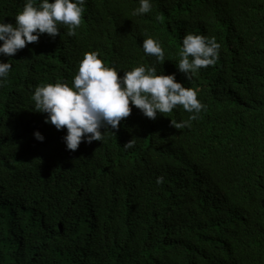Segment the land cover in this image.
<instances>
[{"label":"trees","instance_id":"16d2710c","mask_svg":"<svg viewBox=\"0 0 264 264\" xmlns=\"http://www.w3.org/2000/svg\"><path fill=\"white\" fill-rule=\"evenodd\" d=\"M24 3L0 0V19L14 23ZM124 4L139 0H86L76 35L60 26L0 55L12 65L0 85V264H264V0H151L171 8L139 32L117 30ZM191 31L220 50L190 80L177 68L205 105L190 126L171 124L188 119L182 106L155 119L133 106L103 142L70 151L66 129L35 111L37 86L71 85L86 52L107 65L115 36L136 67L152 64L144 39Z\"/></svg>","mask_w":264,"mask_h":264},{"label":"clouds","instance_id":"9594fccd","mask_svg":"<svg viewBox=\"0 0 264 264\" xmlns=\"http://www.w3.org/2000/svg\"><path fill=\"white\" fill-rule=\"evenodd\" d=\"M85 2L25 0L14 23L0 19V55L13 56L27 43L36 42L41 34L55 37L60 26H66L68 36L76 35ZM170 8L157 10L151 0H139V5L135 6L124 4L118 15L117 30L144 31L154 27L156 22L161 27L160 12ZM112 48L115 51L110 53L107 65L97 51L86 52L71 85L58 81L37 86L33 91L31 99L35 111L47 113L45 122L56 129H66L62 139L70 151H75L81 141L103 142L105 130L102 132L101 128H118L120 121L130 115L133 106L150 119L182 106L190 115L187 120H171L176 129L190 126L205 107L197 98V90L180 82L177 68L190 80L199 69L215 64L220 50L215 37H208L202 31H191L178 43L148 37L142 42L143 51L152 60L148 66L139 64L134 67L131 64L133 45L130 42L115 36ZM11 68L8 61H0V85L6 82ZM34 136L40 141L44 139L39 131H34ZM123 147H134V140H129ZM162 181L163 177H157L158 184Z\"/></svg>","mask_w":264,"mask_h":264},{"label":"bare ground","instance_id":"6f19581e","mask_svg":"<svg viewBox=\"0 0 264 264\" xmlns=\"http://www.w3.org/2000/svg\"><path fill=\"white\" fill-rule=\"evenodd\" d=\"M227 45V44H226ZM235 97V96H234ZM249 116V115H248ZM170 143V142H169Z\"/></svg>","mask_w":264,"mask_h":264}]
</instances>
